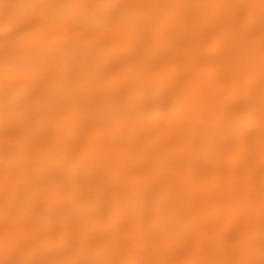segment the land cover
<instances>
[{
    "label": "snow or ice",
    "instance_id": "snow-or-ice-1",
    "mask_svg": "<svg viewBox=\"0 0 264 264\" xmlns=\"http://www.w3.org/2000/svg\"><path fill=\"white\" fill-rule=\"evenodd\" d=\"M2 8L26 28L0 50V264H264V0ZM192 33L197 63L161 71ZM208 169L219 193L184 205Z\"/></svg>",
    "mask_w": 264,
    "mask_h": 264
},
{
    "label": "bare ground",
    "instance_id": "bare-ground-1",
    "mask_svg": "<svg viewBox=\"0 0 264 264\" xmlns=\"http://www.w3.org/2000/svg\"><path fill=\"white\" fill-rule=\"evenodd\" d=\"M10 0H0V13L3 12L2 6L9 3ZM241 16H255L257 20V31L259 29V12L258 9L240 8L237 10ZM230 12V10H229ZM26 26L6 27L3 22H0V50H2V42L4 38L16 35L19 32L24 31ZM91 34H84L83 38H89ZM30 41L21 40L17 42L16 47L18 49H24L29 45ZM201 49L199 47L197 36L187 34L179 38L173 45L159 49L154 53L155 65L164 72L173 74H182L190 71L197 63L201 56ZM151 69V65L146 66V71ZM163 99V98H162ZM257 141H259V130H256ZM117 150L127 151L126 149H120V146H116ZM2 165V160H0ZM220 191V186L214 182L211 169L192 171L190 172L185 181V195L183 203L186 206L191 205L196 200L207 199L211 200L213 196ZM197 228H200L205 233V241L211 243L219 225L211 217L197 218L192 221ZM135 244V241H133ZM199 258H211V257H199Z\"/></svg>",
    "mask_w": 264,
    "mask_h": 264
}]
</instances>
